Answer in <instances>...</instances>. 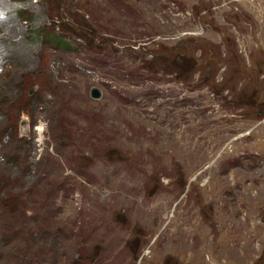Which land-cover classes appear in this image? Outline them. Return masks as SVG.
I'll list each match as a JSON object with an SVG mask.
<instances>
[{"label": "rangeland", "instance_id": "374dc122", "mask_svg": "<svg viewBox=\"0 0 264 264\" xmlns=\"http://www.w3.org/2000/svg\"><path fill=\"white\" fill-rule=\"evenodd\" d=\"M0 264H264V0H0Z\"/></svg>", "mask_w": 264, "mask_h": 264}, {"label": "water", "instance_id": "95a60500", "mask_svg": "<svg viewBox=\"0 0 264 264\" xmlns=\"http://www.w3.org/2000/svg\"><path fill=\"white\" fill-rule=\"evenodd\" d=\"M102 94H101V91L98 89V88H94L91 92V97L93 99H99L101 98Z\"/></svg>", "mask_w": 264, "mask_h": 264}, {"label": "trees", "instance_id": "16d2710c", "mask_svg": "<svg viewBox=\"0 0 264 264\" xmlns=\"http://www.w3.org/2000/svg\"><path fill=\"white\" fill-rule=\"evenodd\" d=\"M175 63V62H174ZM173 67L174 68H180V66H178V64L177 63H175L174 65H173ZM263 115V114H262Z\"/></svg>", "mask_w": 264, "mask_h": 264}, {"label": "bare ground", "instance_id": "6f19581e", "mask_svg": "<svg viewBox=\"0 0 264 264\" xmlns=\"http://www.w3.org/2000/svg\"><path fill=\"white\" fill-rule=\"evenodd\" d=\"M40 131H42V130H40Z\"/></svg>", "mask_w": 264, "mask_h": 264}]
</instances>
